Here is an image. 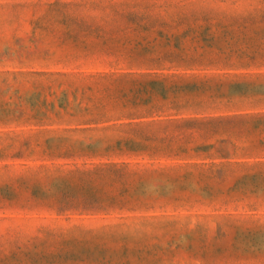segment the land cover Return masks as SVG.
I'll use <instances>...</instances> for the list:
<instances>
[{
	"label": "rangeland",
	"instance_id": "obj_1",
	"mask_svg": "<svg viewBox=\"0 0 264 264\" xmlns=\"http://www.w3.org/2000/svg\"><path fill=\"white\" fill-rule=\"evenodd\" d=\"M0 264H264V0H0Z\"/></svg>",
	"mask_w": 264,
	"mask_h": 264
}]
</instances>
